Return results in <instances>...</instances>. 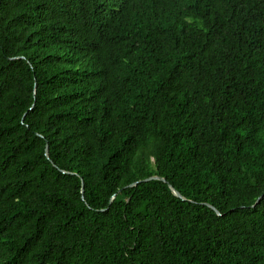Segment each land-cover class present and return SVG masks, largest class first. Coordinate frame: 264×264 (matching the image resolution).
Segmentation results:
<instances>
[{"label":"trees","instance_id":"obj_1","mask_svg":"<svg viewBox=\"0 0 264 264\" xmlns=\"http://www.w3.org/2000/svg\"><path fill=\"white\" fill-rule=\"evenodd\" d=\"M0 264H264V0H0Z\"/></svg>","mask_w":264,"mask_h":264},{"label":"water","instance_id":"obj_2","mask_svg":"<svg viewBox=\"0 0 264 264\" xmlns=\"http://www.w3.org/2000/svg\"><path fill=\"white\" fill-rule=\"evenodd\" d=\"M46 156H47L48 159L50 158V156H49V145H48V144H47V146H46ZM61 172H62V173H65V174L68 173V172L63 171V170H61ZM81 181H82V195H83L82 199H83V201H85V197H84L85 187H84V180H83V178H81ZM151 181H162V182L168 183L170 189L173 191V193H174L178 198H180V199H182V200H184V201H187V200H188V199H187V198H186L181 192H179V191H178V190H177L172 184H170L166 178L159 177V176H153V177H150V178L145 179V180H143V181L136 182V183L132 184V185L129 186V187H131V188H132V187H137V186H139L141 183H147V182H151ZM259 201H260V199L257 201L256 204H258ZM112 203H113V201H112ZM207 206H208L210 209H212V210H213L218 216H222V213H221L216 207H214V206H212V205H210V204H207Z\"/></svg>","mask_w":264,"mask_h":264}]
</instances>
